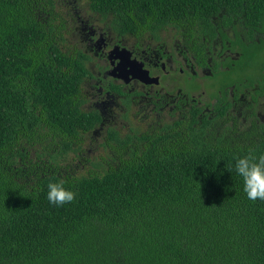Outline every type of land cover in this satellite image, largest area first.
Instances as JSON below:
<instances>
[{
  "label": "trees",
  "instance_id": "obj_1",
  "mask_svg": "<svg viewBox=\"0 0 264 264\" xmlns=\"http://www.w3.org/2000/svg\"><path fill=\"white\" fill-rule=\"evenodd\" d=\"M78 4L121 34L221 19L264 32V0ZM74 7L0 0V264H264V200H249L228 167L235 153L264 151V124L219 114L160 126L139 114L103 133L82 108L92 59L73 39ZM50 179L74 201L49 204Z\"/></svg>",
  "mask_w": 264,
  "mask_h": 264
},
{
  "label": "flooded vegetation",
  "instance_id": "obj_2",
  "mask_svg": "<svg viewBox=\"0 0 264 264\" xmlns=\"http://www.w3.org/2000/svg\"><path fill=\"white\" fill-rule=\"evenodd\" d=\"M78 5L75 0L68 19L73 39L93 60L81 84L82 108L96 110L103 133L128 128L139 114L160 126L213 122L219 114L230 123L233 116L241 126L264 124L261 29L244 27L247 33H240L221 19L212 28L121 34Z\"/></svg>",
  "mask_w": 264,
  "mask_h": 264
},
{
  "label": "clouds",
  "instance_id": "obj_3",
  "mask_svg": "<svg viewBox=\"0 0 264 264\" xmlns=\"http://www.w3.org/2000/svg\"><path fill=\"white\" fill-rule=\"evenodd\" d=\"M228 167L238 177L241 191L249 200H264V151L235 153ZM45 188L47 201L57 207L73 202L76 196L72 188L59 179H50Z\"/></svg>",
  "mask_w": 264,
  "mask_h": 264
},
{
  "label": "rangeland",
  "instance_id": "obj_4",
  "mask_svg": "<svg viewBox=\"0 0 264 264\" xmlns=\"http://www.w3.org/2000/svg\"><path fill=\"white\" fill-rule=\"evenodd\" d=\"M86 144L88 145V146H91V144H90V142L89 141H87L86 142ZM93 147V146H92ZM86 150H88L89 152H94V150H95V148H93V150L92 149H89V148H85Z\"/></svg>",
  "mask_w": 264,
  "mask_h": 264
},
{
  "label": "water",
  "instance_id": "obj_5",
  "mask_svg": "<svg viewBox=\"0 0 264 264\" xmlns=\"http://www.w3.org/2000/svg\"><path fill=\"white\" fill-rule=\"evenodd\" d=\"M118 77H120V76H118Z\"/></svg>",
  "mask_w": 264,
  "mask_h": 264
}]
</instances>
